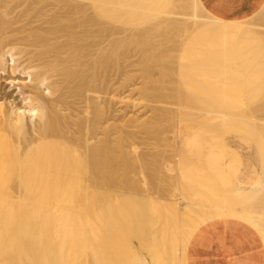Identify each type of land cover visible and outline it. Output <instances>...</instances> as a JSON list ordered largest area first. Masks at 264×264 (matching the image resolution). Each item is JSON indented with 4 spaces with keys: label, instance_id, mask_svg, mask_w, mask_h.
<instances>
[{
    "label": "bare ground",
    "instance_id": "1",
    "mask_svg": "<svg viewBox=\"0 0 264 264\" xmlns=\"http://www.w3.org/2000/svg\"><path fill=\"white\" fill-rule=\"evenodd\" d=\"M261 6L229 21L200 0H0V81L27 75L20 102L0 83V264H189L228 219L264 244ZM173 49L185 101L157 107ZM143 106L147 121L128 110ZM229 172L253 188L234 194Z\"/></svg>",
    "mask_w": 264,
    "mask_h": 264
},
{
    "label": "crops",
    "instance_id": "2",
    "mask_svg": "<svg viewBox=\"0 0 264 264\" xmlns=\"http://www.w3.org/2000/svg\"><path fill=\"white\" fill-rule=\"evenodd\" d=\"M200 1L212 15L229 21L247 19L264 5V0ZM188 261L189 264H264V244L247 224L215 220L203 226L194 237Z\"/></svg>",
    "mask_w": 264,
    "mask_h": 264
},
{
    "label": "rangeland",
    "instance_id": "3",
    "mask_svg": "<svg viewBox=\"0 0 264 264\" xmlns=\"http://www.w3.org/2000/svg\"><path fill=\"white\" fill-rule=\"evenodd\" d=\"M130 46V47H129ZM176 50V49H175ZM137 50H135V48H133V46L132 45H128L127 47H126V49H125V55L127 56V57H130L131 56V58H127L128 59V61L131 63V62H133V61H135V60H139V58L141 57V53L140 52H137ZM174 54H173V53ZM134 55V53H136L135 54V56L136 57H133L132 56V54ZM130 54V55H129ZM169 54V55H168ZM172 54V55H171ZM175 54H177V51H174V49L171 51V52H169V53H167V54H165V56L162 58V59H160V61H165L166 60V63L168 62H172L171 64L169 63V65L168 64H166L165 63V67H167L168 66V68H163V67H160V70L159 69H157V70H159L160 71V73L162 74V77H161V75H158V73H157V71H156V69H155V72H156V74H157V76H156V74H155V76H154V79H158V77L161 79V85L160 86H165V88L166 89H159V88H161L158 84V82H157V86H159V87H157L156 86V88H158L159 89V93H167L166 94V96L168 97L167 99H166V97H165V99L166 100H164L163 101V103H161V104H158V105H156L157 107H171V108H176V103L177 102H179L180 100V98H182V97H177V100L178 101H175L176 99H175V97L176 96H178L177 95V92H176V90L174 89V88H177V87H175V84H176V82L175 81H173V79L171 80L170 79V81H166L165 79H167V76H166V74H164V72H166L168 69H175V65L176 64H173V63H175V62H173V60H175L176 61V59H174V58H176V56L178 55H175ZM139 55V57H137ZM173 56H174V58H173ZM132 57H133V61H131V59H132ZM134 58H136L135 60H134ZM173 58V59H172ZM9 59V58H8ZM171 61H170V60ZM169 60V61H168ZM140 61H141V58H140ZM129 62H127V63H129ZM136 65H138L137 63H136ZM135 68V67H134ZM132 69L131 67L129 68V69H131V70H135V69ZM138 68V67H137ZM167 69V70H166ZM170 69V70H171ZM159 73V74H160ZM21 75V76H20ZM27 75H23V74H20V71H17V72H15V73H12V75H6V77H5V80L3 79V80H1L0 81V83H2V86H3V88L6 90V91H8L7 93H9L10 94V96H14V98L17 100V102H20V93H19V89H17V87L15 86V85H17V83L18 84H20L21 83V81H23V80H26L27 79V77H26ZM10 77V78H9ZM6 78H8L9 80H7ZM164 79V80H163ZM11 80H16V81H14V83H13V81L11 82ZM166 81V82H165ZM9 82H11V83H9ZM20 82V83H19ZM165 82V83H164ZM175 84H174V83ZM13 83V84H12ZM16 83V84H15ZM166 83H168V84H166ZM168 85V86H167ZM177 85V84H176ZM140 86V85H139ZM171 86V87H170ZM169 87V88H168ZM172 88V89H171ZM169 89H171V90H169ZM163 90V91H162ZM137 92V93H136ZM135 92V98L136 97H138V95H139V93H138V91H136ZM157 92H158V90H157ZM137 94V95H136ZM171 96H173L174 98H172V97H170V99H169V96L170 95ZM175 95V96H174ZM179 98V99H178ZM174 99V100H173ZM181 100H183V101H185L184 100V98H182ZM172 101H175L174 103L172 102ZM171 103H173L174 104V106H172V105H169V104H171ZM126 109V108H125ZM128 110H129V112H130V114H132V115H137V114H141L142 116H143V118L147 121V119L149 120V118H152V116H153V111H152V109H151V107H148V108H145L144 106H143V108H139V107H137V108H135V109H129L128 108ZM142 111V113H139V112H141ZM167 136H170V141L173 139V134L171 133H169ZM248 136V134H246V137ZM227 139L230 141V143L231 144H233L234 146H236V144H238L239 143V140L237 139V137L236 136H233V135H229V136H227ZM246 140H247V138H246ZM172 142V141H171ZM169 150H171V148L169 149ZM170 154H171V152H169ZM238 160H239V170L241 171V165H245V168L246 167H249V168H247L246 169V171H250L251 170V167H253V169H255V167H256V162H255V159H254V151H253V146H252V143H250V142H248L247 141V143H245L244 144V146L241 148V150L239 151V153H238ZM241 161H244V163H240ZM243 165V166H244ZM234 166H235V170H236V163L234 164ZM244 168V169H245ZM259 172H260V177H261V179H262V182H264V171L263 170H259ZM243 177H244V175L242 174L241 176H240V179L242 180L243 179ZM228 180H229V184H228V188L230 189V190H233L234 191V194H236V188H238L239 190H251L252 188H253V183L252 182H250V181H241V180H239V179H236V173L234 174L233 172H229L228 173ZM133 244H134V246H136V247H138V241H134L133 242Z\"/></svg>",
    "mask_w": 264,
    "mask_h": 264
}]
</instances>
